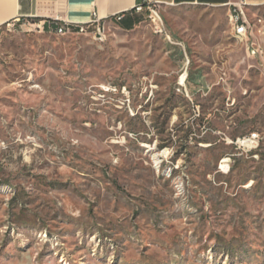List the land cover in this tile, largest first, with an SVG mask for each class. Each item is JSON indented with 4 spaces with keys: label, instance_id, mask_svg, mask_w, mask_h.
Listing matches in <instances>:
<instances>
[{
    "label": "rangeland",
    "instance_id": "obj_1",
    "mask_svg": "<svg viewBox=\"0 0 264 264\" xmlns=\"http://www.w3.org/2000/svg\"><path fill=\"white\" fill-rule=\"evenodd\" d=\"M159 11L171 42L1 29L0 264H264V7L233 59Z\"/></svg>",
    "mask_w": 264,
    "mask_h": 264
},
{
    "label": "crops",
    "instance_id": "obj_2",
    "mask_svg": "<svg viewBox=\"0 0 264 264\" xmlns=\"http://www.w3.org/2000/svg\"><path fill=\"white\" fill-rule=\"evenodd\" d=\"M148 1L156 4V7L164 13L166 18L169 17L176 22L182 32L184 30L183 40L189 41V39H193L192 36H197L194 41L199 39L198 41L202 42L200 44L202 48L207 49L208 46L203 44V41L209 42L215 39L213 41L216 44H212V46H222V48L227 49L229 57L231 55V59H233L235 47L226 38L229 31L226 19L232 6L241 0ZM244 1L246 4L244 12L248 21L249 11L264 7V0ZM142 2L143 0H0V29L8 24L16 23H19L20 26L28 25L36 28L38 24L47 28L50 22L86 23L95 12L98 17L104 20L108 30L114 28L123 33H131L140 28L147 20L146 12L136 13L134 11L135 6L142 4ZM173 11L186 17L185 21L179 20L180 26L177 22L178 17L174 15L176 13ZM117 14L123 15L120 21L115 19ZM258 23L261 21L259 20ZM252 25L257 27V25ZM259 31L261 32V30ZM256 33L255 30L254 38ZM234 41L236 40L234 39ZM207 63V61H201V64H195L193 70H190V77L203 79L217 76V68L215 67L217 63L210 66V72L204 70V65ZM225 63L232 62L228 59ZM187 72L188 68L186 74Z\"/></svg>",
    "mask_w": 264,
    "mask_h": 264
},
{
    "label": "built area",
    "instance_id": "obj_3",
    "mask_svg": "<svg viewBox=\"0 0 264 264\" xmlns=\"http://www.w3.org/2000/svg\"><path fill=\"white\" fill-rule=\"evenodd\" d=\"M246 6L245 1L241 0L232 6L231 10L238 20V33L242 36V42H247V52L252 56L261 55L262 51L258 44L251 42V39L255 35V27L247 20L244 7ZM134 11L136 13L146 12L147 20L152 24L153 31L155 34L163 36L167 41L171 42V36L166 28L163 17L160 14L156 4L149 2L148 0H143L142 4L135 6ZM118 21L123 18L122 14H117L115 16ZM10 24L7 25V27ZM38 30L41 32H47L49 34H55L58 36L67 35H78L90 37L96 42L102 41V31H107L104 28V20L97 16L93 12L91 19L86 23H71L67 22V29L55 28V23L50 22L46 28L44 25L38 24ZM1 36V29H0ZM234 144L238 148H243L247 152H251L258 148L259 137L258 134L252 133L249 136L237 139Z\"/></svg>",
    "mask_w": 264,
    "mask_h": 264
},
{
    "label": "bare ground",
    "instance_id": "obj_4",
    "mask_svg": "<svg viewBox=\"0 0 264 264\" xmlns=\"http://www.w3.org/2000/svg\"><path fill=\"white\" fill-rule=\"evenodd\" d=\"M228 18H229V24L231 26V30H232V37L238 41H242V36L241 34L238 33V20H237V17L233 14L232 11L229 12L228 14ZM116 21L117 18H115ZM55 23V22H53ZM55 28H58V29H67V22H57L55 23ZM104 28H106L105 26V23H104ZM258 32H260L258 30ZM106 36H107V31H102V41H104L106 39ZM184 80H185V75H183L180 80H179V83L182 85L184 83ZM158 165V163H157Z\"/></svg>",
    "mask_w": 264,
    "mask_h": 264
},
{
    "label": "trees",
    "instance_id": "obj_5",
    "mask_svg": "<svg viewBox=\"0 0 264 264\" xmlns=\"http://www.w3.org/2000/svg\"><path fill=\"white\" fill-rule=\"evenodd\" d=\"M56 23V22H55ZM57 24H58V22H57ZM233 159L235 160V158L233 157Z\"/></svg>",
    "mask_w": 264,
    "mask_h": 264
}]
</instances>
